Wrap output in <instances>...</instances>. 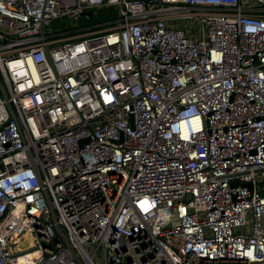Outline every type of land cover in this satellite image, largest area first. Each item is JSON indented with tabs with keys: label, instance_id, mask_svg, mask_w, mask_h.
I'll use <instances>...</instances> for the list:
<instances>
[{
	"label": "built area",
	"instance_id": "2783aa9c",
	"mask_svg": "<svg viewBox=\"0 0 264 264\" xmlns=\"http://www.w3.org/2000/svg\"><path fill=\"white\" fill-rule=\"evenodd\" d=\"M0 80V264H264V0H0Z\"/></svg>",
	"mask_w": 264,
	"mask_h": 264
},
{
	"label": "rangeland",
	"instance_id": "374dc122",
	"mask_svg": "<svg viewBox=\"0 0 264 264\" xmlns=\"http://www.w3.org/2000/svg\"><path fill=\"white\" fill-rule=\"evenodd\" d=\"M115 8H106L101 10H95L93 11L92 18L89 20L87 17H81L78 19L75 23H73V20L65 18L63 20L55 21L52 30L53 31H64L67 29L71 30H77V29H83V28H94L98 23H103L107 19L112 18L115 16L113 12H115ZM32 235L29 233L27 235V239H24L21 241V246L28 248L29 244L33 241ZM31 248V247H29Z\"/></svg>",
	"mask_w": 264,
	"mask_h": 264
},
{
	"label": "water",
	"instance_id": "95a60500",
	"mask_svg": "<svg viewBox=\"0 0 264 264\" xmlns=\"http://www.w3.org/2000/svg\"><path fill=\"white\" fill-rule=\"evenodd\" d=\"M74 22V21H73ZM2 83V81L0 80V84ZM47 201L50 205V208H51V212H52V218H53V221L56 222L57 221V217H56V213H55V210L53 209L52 205H51V202L50 200L47 198ZM56 227V230L59 234V236L63 239V241L65 242L66 246L71 249L75 259L78 261L79 264H83V261L79 258V256L77 255L76 251L73 249L72 245L70 244L65 232L63 231L62 227L56 223L55 225Z\"/></svg>",
	"mask_w": 264,
	"mask_h": 264
},
{
	"label": "bare ground",
	"instance_id": "6f19581e",
	"mask_svg": "<svg viewBox=\"0 0 264 264\" xmlns=\"http://www.w3.org/2000/svg\"><path fill=\"white\" fill-rule=\"evenodd\" d=\"M29 233H26L25 235H24V239H27V235H28ZM32 240H33V238H32ZM20 247H22L21 246V244L19 245V248ZM38 255H40V251H31L30 253H28V254H26V255H23L22 257H21V261L22 262H29V261H32V259L34 258V257H37Z\"/></svg>",
	"mask_w": 264,
	"mask_h": 264
},
{
	"label": "trees",
	"instance_id": "16d2710c",
	"mask_svg": "<svg viewBox=\"0 0 264 264\" xmlns=\"http://www.w3.org/2000/svg\"><path fill=\"white\" fill-rule=\"evenodd\" d=\"M114 14H115V16H116V14H117V11H115V12H113ZM90 14H91V18H92V15H93V13L92 12H90ZM91 18H89V20L91 19Z\"/></svg>",
	"mask_w": 264,
	"mask_h": 264
}]
</instances>
